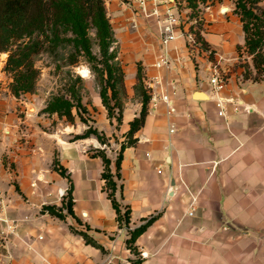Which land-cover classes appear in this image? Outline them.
<instances>
[{"label":"crops","instance_id":"crops-1","mask_svg":"<svg viewBox=\"0 0 264 264\" xmlns=\"http://www.w3.org/2000/svg\"><path fill=\"white\" fill-rule=\"evenodd\" d=\"M134 5L139 23L132 29L126 20L120 29L129 98L119 124L121 144L142 111L135 90L139 69L151 100L136 143L122 150L120 177L115 176V195L123 211L131 209L130 223L120 224L105 188L103 158L93 155L105 147L94 137L75 139L85 124L44 131L33 126L38 119L31 114L21 134L11 122L15 106L8 104L11 132L0 150L8 161L0 165V189L18 227L1 233L6 225L0 224V264H132L138 259L139 264H264V65L257 78L243 24L230 7L208 5L200 14L198 35L213 51L208 54L190 50L184 37L165 47L159 18ZM113 8H120L116 0ZM165 51L169 63L157 67ZM220 57L227 76L220 94L225 114L208 83ZM162 95L172 100L174 113ZM85 105L94 127L109 137L113 120L100 94ZM105 152L116 174L118 155ZM192 204L196 212L188 216ZM45 206H55L64 218ZM153 216L130 243L131 232Z\"/></svg>","mask_w":264,"mask_h":264},{"label":"trees","instance_id":"trees-1","mask_svg":"<svg viewBox=\"0 0 264 264\" xmlns=\"http://www.w3.org/2000/svg\"><path fill=\"white\" fill-rule=\"evenodd\" d=\"M188 1L194 5L195 0ZM236 13L241 16L246 35L245 46L249 54L253 55L257 78H259L263 73L264 65V23L256 22L257 18L261 19L248 6L247 0L238 2ZM90 22L97 26L99 45L103 57L99 62L103 64V68L97 69L99 70L98 78L101 84L100 96L108 110L109 117L111 119L116 117L120 123L122 121L123 104L118 97V85L126 91L125 73L120 64L113 62L115 54L109 52L113 32L111 24L106 18L104 0H0V55L3 52H11L7 69L14 73L13 92L16 94L32 92L35 89L38 76L34 59L43 51L59 47L64 43H72L76 53L84 51L91 61L96 60V57L91 54L87 38V25ZM64 34L67 36H64ZM142 77V71L139 69L135 90L141 98L142 111L140 117L131 122V129L127 133L126 143L121 144L117 156V173L112 172L110 168L111 159L107 156L105 150L100 149L93 154L103 158L105 188L108 190L121 225L130 223L131 209L126 208L124 211L121 209L115 195L118 188L115 176L120 177L122 150L128 145L136 143L134 135L144 125L148 114L151 95ZM70 89L76 104L62 96L50 102L46 111L56 113L59 117H66L68 121L74 122L73 108L76 107L81 120L86 122L83 114H80V110H86V108L83 106L81 98L77 96V91L72 87ZM113 101L115 102L112 103ZM117 108H119L118 116L115 115ZM91 136H96L102 144H106L104 134L93 126H89L82 134L75 136V139H85ZM62 172L64 173V171ZM67 208L69 213H73L71 200H69ZM44 209L52 215L64 218V214L57 210L55 206H45ZM154 219L155 216L133 230L129 242H135L139 234L145 231ZM80 234L84 236L88 243L99 246L85 232H80ZM140 262L141 259H138L132 264H139Z\"/></svg>","mask_w":264,"mask_h":264},{"label":"rangeland","instance_id":"rangeland-1","mask_svg":"<svg viewBox=\"0 0 264 264\" xmlns=\"http://www.w3.org/2000/svg\"><path fill=\"white\" fill-rule=\"evenodd\" d=\"M113 1L115 0H104L106 18L109 20L113 32L109 52L115 54L113 62L120 64L124 69V64L121 58V53L124 51L122 48V38L120 36V29L122 28L121 23L129 20L131 23L130 27L135 29L140 21V10L136 9L134 1L137 2L140 8L141 6L138 0H116L120 8L112 9ZM179 1L181 12L182 14H185V20L188 22H191L195 17L200 16L206 6L215 4H217L218 7H230V12L237 15L241 21V16L236 13V8L240 0H195L194 5L188 0ZM247 4L254 10L257 17L263 21L260 22L261 20L257 18L256 22L263 24L264 0H247ZM122 11L127 12L124 13ZM121 14H128V16L120 20ZM241 23L243 24L242 21ZM64 36L67 35L64 34ZM87 38L89 40L91 54L93 57H96L95 61H91L84 51L76 53L72 43H64L59 47L53 49L50 48L37 55L34 59V66L38 70V76L35 89L32 92H20L19 94L13 92L12 84L14 82V73L7 69V62L11 52H3L0 55V150H3L4 146L2 144L11 132L9 127L11 123L9 124L6 121L7 111H9L10 106H15V117L11 122H14L13 124L17 123L21 134H23L25 127H27L24 120L31 114L37 116L38 119V123L33 124V126L36 125L41 127L44 131H50L62 127L63 125H72L76 123H80L81 125L85 124V130H87L89 126L94 127L93 112L89 110L88 106L85 104L93 103L94 97L97 94H100L101 84L99 82L98 72L103 68V64L99 63L103 57L99 45L97 26L91 22L87 25ZM71 87L77 91V96L81 98L82 104L86 108V110H80V114H83L86 122L81 120L76 107L73 108V114L75 116L74 122L68 121L66 117L61 118L56 113L46 111L50 102H53L58 97L62 96H65V98H68L71 102L76 104V100L70 89ZM118 88V97L120 102H122L124 109L125 101H128L129 98L126 91L122 90L120 85H118ZM114 102L115 101L112 103ZM8 104L9 107L7 109L6 105ZM2 105L3 108L1 107ZM30 107H34V110L29 111ZM118 114L119 108L115 110V115L118 116ZM111 120H113L112 129L114 131L112 134L109 132V137L104 134L106 145L103 144V147H105V150L108 149L109 153L112 151L116 152L118 155L121 148L122 138L119 126L121 122L119 123L116 117H113ZM91 137H94L99 141L96 136ZM93 151L95 152V149ZM0 155L3 156L0 165L7 163L6 153L1 152Z\"/></svg>","mask_w":264,"mask_h":264},{"label":"built area","instance_id":"built-area-1","mask_svg":"<svg viewBox=\"0 0 264 264\" xmlns=\"http://www.w3.org/2000/svg\"><path fill=\"white\" fill-rule=\"evenodd\" d=\"M142 11L146 15H155L159 18L160 31H161V41L165 47L178 37H184L186 39L187 45L190 50L205 49L208 54H213L211 49L204 46L203 41L198 35V26L202 21L201 16L195 17L193 21L188 22L185 20V14H182L180 9L179 0H138ZM149 2L152 3V8H149ZM161 6L164 10L161 11ZM167 52L161 55V59L156 62L157 67H161L169 63ZM216 60L211 66L212 74L209 77L208 83L210 91L215 96L216 104L220 110L221 114H225L224 98L220 96L221 92L224 90L227 84V76L220 69L219 61ZM162 99L169 104V114L175 112V107L172 100L167 95H162ZM152 103H155V99H152ZM161 172V170H159ZM9 207V200L5 197L2 190L0 189V224H5L6 229L0 231L1 233H13L18 227V222L11 219L8 216L7 210ZM196 212V207L192 204L189 210L186 212L188 216H194Z\"/></svg>","mask_w":264,"mask_h":264},{"label":"bare ground","instance_id":"bare-ground-1","mask_svg":"<svg viewBox=\"0 0 264 264\" xmlns=\"http://www.w3.org/2000/svg\"><path fill=\"white\" fill-rule=\"evenodd\" d=\"M226 10H227V7H225L223 11H226ZM33 110H34V107H30V110L29 111H33Z\"/></svg>","mask_w":264,"mask_h":264},{"label":"water","instance_id":"water-1","mask_svg":"<svg viewBox=\"0 0 264 264\" xmlns=\"http://www.w3.org/2000/svg\"><path fill=\"white\" fill-rule=\"evenodd\" d=\"M196 94H200V93H196Z\"/></svg>","mask_w":264,"mask_h":264}]
</instances>
